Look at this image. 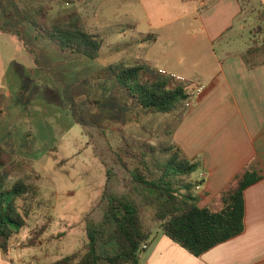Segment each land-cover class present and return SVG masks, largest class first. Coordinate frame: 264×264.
<instances>
[{"label":"rangeland","instance_id":"obj_1","mask_svg":"<svg viewBox=\"0 0 264 264\" xmlns=\"http://www.w3.org/2000/svg\"><path fill=\"white\" fill-rule=\"evenodd\" d=\"M128 1L44 0L52 9L50 17L63 9L78 10L87 31L104 34L108 44L99 59L91 60L62 53L40 38L24 18L22 0H0V29L19 32H0V147L17 166L13 171L0 168V174L7 187L24 181L39 192L26 227L10 241L21 251L32 248L35 264H53L80 252L89 222L103 220L106 193L133 199L141 208L144 226L157 229L143 201L154 194L134 186L130 174L145 168L140 164L144 158L132 155L144 152L146 145L174 146L172 131L178 117L173 113L188 110L183 105L171 114L144 112L118 86L119 71L142 66L138 64L146 51L159 59L152 63L153 71L147 68L145 78L161 79L158 70L181 63L188 74L199 69L206 79L195 82L207 88L215 70L209 66L213 63L209 47L221 59L262 47L264 59V0ZM201 1L207 5L200 12L207 13L217 29L212 32L213 45L201 29L202 20L184 15L199 8ZM148 21L162 28L163 38L145 50L142 47L152 43L142 42L139 32L147 30ZM150 170L158 175L152 164ZM16 202L23 205L22 200ZM112 229L109 226V232ZM114 250L109 247V252Z\"/></svg>","mask_w":264,"mask_h":264},{"label":"trees","instance_id":"obj_2","mask_svg":"<svg viewBox=\"0 0 264 264\" xmlns=\"http://www.w3.org/2000/svg\"><path fill=\"white\" fill-rule=\"evenodd\" d=\"M22 3L25 20L40 38L51 42L63 53L99 59L105 41L100 35L86 30L78 10L63 9L50 17L48 12L52 9L46 8L44 0H22ZM0 32L19 35V32L4 29ZM259 50L260 47H252L250 53ZM146 72L144 66H134L116 75L120 89L144 112L170 114L190 99L188 87L173 86L164 79H147ZM142 148H145L144 152L132 156L144 158L140 164L145 168L138 167L130 173L132 183L153 192V197L143 198L144 205L165 236L200 257L244 232V193L261 180L256 171L246 169L241 173L236 187L222 198V210L212 212L201 206V199L194 192L196 182L191 178L199 170L197 162L187 159L175 146L162 145L159 149L146 145ZM121 162L124 168L127 167L122 159ZM151 164L158 175L150 170ZM14 165V160L0 147V168L9 167V171H13L17 168ZM4 180L0 174V248L7 253L10 241L26 227L39 192L34 185L24 181L7 187ZM17 199L23 201L22 206L16 202ZM104 200L103 220L89 222L83 249L53 264H141V248L148 243L151 233L144 226L140 206L126 196L106 193ZM109 226L113 227L111 232ZM112 243L117 247L116 252L102 257L100 245Z\"/></svg>","mask_w":264,"mask_h":264},{"label":"crops","instance_id":"obj_3","mask_svg":"<svg viewBox=\"0 0 264 264\" xmlns=\"http://www.w3.org/2000/svg\"><path fill=\"white\" fill-rule=\"evenodd\" d=\"M133 1L143 4L148 0L128 2ZM206 5L207 2L201 1L199 8L190 9L184 15L193 17L195 21L202 20L201 29L213 45L212 32H216L217 29L208 19L207 13L203 15L200 12ZM134 23L137 26L136 30L139 28L138 22ZM161 29L152 21H148L145 32L138 30L143 38L142 42L152 43L151 47L142 48L145 50L155 48L152 46L163 38ZM89 33L100 35L104 39L101 32ZM219 34H216V37ZM106 44L108 41H105L103 48ZM109 48L114 52L119 49ZM251 48L246 54H227L225 59L218 56L214 47L208 48L209 61L213 62L209 63V66L212 65L215 70L213 72L208 68L206 70L213 73V78L205 92L196 97L198 99L194 106L185 107L187 113L179 115L173 113L178 120L172 131L173 145L179 148L187 159L199 164V170L196 172L198 176L196 178L192 176L191 180L196 182L194 192L200 197L202 207H207L212 212L221 211L222 198L236 187L237 177L241 173L246 169H252L260 175L261 180L244 193V232L196 257L165 236L157 225V229L146 227L151 236L147 243L148 248L141 253V264L264 263V59L260 56L262 47L253 53H250ZM143 54L146 55L141 60L142 64L138 65L153 71L151 65L156 63L159 55L149 57L146 51ZM180 65L181 63H174L173 68L161 69L182 75L191 82L206 79L199 69L195 74H188ZM110 76L111 74L105 75L106 78ZM109 247L115 248L113 253L109 252ZM20 248V245H11L7 253L0 248V264H35L32 248H27V251H21ZM101 248L104 250L103 253ZM116 250L114 243L101 244L99 247L102 257L114 254Z\"/></svg>","mask_w":264,"mask_h":264},{"label":"built area","instance_id":"obj_4","mask_svg":"<svg viewBox=\"0 0 264 264\" xmlns=\"http://www.w3.org/2000/svg\"><path fill=\"white\" fill-rule=\"evenodd\" d=\"M156 75L161 79L168 81L173 86H186L189 89L190 99L184 104L186 108L192 106V99L195 97H200L206 90V86L202 83L191 82L186 77L178 75L176 73L169 72L165 69H160L156 72ZM148 248L147 244H144L141 248L142 251H145ZM264 264V263H262Z\"/></svg>","mask_w":264,"mask_h":264}]
</instances>
